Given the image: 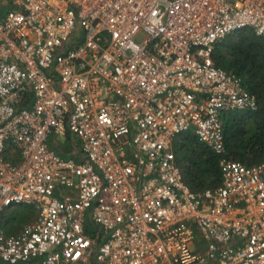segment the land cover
Segmentation results:
<instances>
[{"label":"built area","instance_id":"2783aa9c","mask_svg":"<svg viewBox=\"0 0 264 264\" xmlns=\"http://www.w3.org/2000/svg\"><path fill=\"white\" fill-rule=\"evenodd\" d=\"M243 28L264 0H0V264H264V159L224 128L258 98L214 60ZM186 133L215 185L187 183Z\"/></svg>","mask_w":264,"mask_h":264},{"label":"trees","instance_id":"16d2710c","mask_svg":"<svg viewBox=\"0 0 264 264\" xmlns=\"http://www.w3.org/2000/svg\"><path fill=\"white\" fill-rule=\"evenodd\" d=\"M228 53L233 60L227 58ZM214 60L218 66L241 75L258 98L257 110L228 112L224 119L227 155L247 164L257 163L264 159V39L252 28L240 29L216 46ZM178 156L188 159L184 174L193 189H203L220 180V157L197 135L182 136ZM22 217L28 220L27 210H23ZM10 219L8 217L6 222L10 223L12 231L17 221Z\"/></svg>","mask_w":264,"mask_h":264},{"label":"rangeland","instance_id":"374dc122","mask_svg":"<svg viewBox=\"0 0 264 264\" xmlns=\"http://www.w3.org/2000/svg\"><path fill=\"white\" fill-rule=\"evenodd\" d=\"M227 58L229 60H233V56L231 55V53L227 54ZM252 124V123H251ZM252 127H254V124H252ZM57 140L61 143V147H65L67 150H70L69 145L66 144L65 138L62 136H58ZM51 142L53 143V145H56V140L52 139ZM59 147H57L58 149ZM176 151L178 152V145L176 146ZM179 162L183 167V170L186 169V166H188V159L185 158L184 156L182 158L179 157ZM210 180V179H209ZM209 180L207 181V184L209 183ZM23 210H26L22 207H19L15 212L9 213V217L11 218V222H13L14 220L17 221L18 223H20L21 225L26 221V218L22 217L23 214ZM15 213V214H14ZM21 219H25L24 222H21Z\"/></svg>","mask_w":264,"mask_h":264},{"label":"crops","instance_id":"0c3cea01","mask_svg":"<svg viewBox=\"0 0 264 264\" xmlns=\"http://www.w3.org/2000/svg\"><path fill=\"white\" fill-rule=\"evenodd\" d=\"M64 149L66 150V148H65V147H64ZM26 221H28V220H26ZM26 221H25V222H26ZM25 222H24V223H25ZM20 226H21V225H20Z\"/></svg>","mask_w":264,"mask_h":264}]
</instances>
